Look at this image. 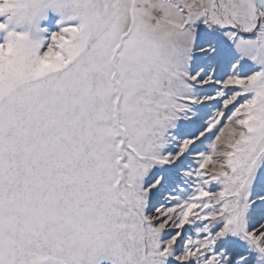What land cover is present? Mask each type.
Returning a JSON list of instances; mask_svg holds the SVG:
<instances>
[{"label":"snow or ice","instance_id":"snow-or-ice-1","mask_svg":"<svg viewBox=\"0 0 264 264\" xmlns=\"http://www.w3.org/2000/svg\"><path fill=\"white\" fill-rule=\"evenodd\" d=\"M25 8L27 35L0 0V264H264V0Z\"/></svg>","mask_w":264,"mask_h":264},{"label":"clouds","instance_id":"clouds-1","mask_svg":"<svg viewBox=\"0 0 264 264\" xmlns=\"http://www.w3.org/2000/svg\"><path fill=\"white\" fill-rule=\"evenodd\" d=\"M28 0H16V11L15 14L13 12H8L7 14L12 17L11 26L15 28V30L19 33L27 35L30 31L29 22L27 19L26 12V4ZM3 19V18H0ZM43 21H41V25H43Z\"/></svg>","mask_w":264,"mask_h":264},{"label":"rangeland","instance_id":"rangeland-1","mask_svg":"<svg viewBox=\"0 0 264 264\" xmlns=\"http://www.w3.org/2000/svg\"><path fill=\"white\" fill-rule=\"evenodd\" d=\"M42 27H47V24L46 23H43ZM46 35V34H45Z\"/></svg>","mask_w":264,"mask_h":264}]
</instances>
